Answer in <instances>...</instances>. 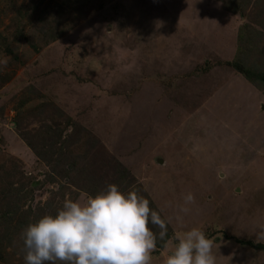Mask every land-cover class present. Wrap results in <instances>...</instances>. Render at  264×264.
<instances>
[{
    "label": "rangeland",
    "instance_id": "rangeland-1",
    "mask_svg": "<svg viewBox=\"0 0 264 264\" xmlns=\"http://www.w3.org/2000/svg\"><path fill=\"white\" fill-rule=\"evenodd\" d=\"M236 55L264 74V0H0V264L108 184L167 224L151 264L192 228L264 264V76Z\"/></svg>",
    "mask_w": 264,
    "mask_h": 264
},
{
    "label": "clouds",
    "instance_id": "clouds-1",
    "mask_svg": "<svg viewBox=\"0 0 264 264\" xmlns=\"http://www.w3.org/2000/svg\"><path fill=\"white\" fill-rule=\"evenodd\" d=\"M7 67V59L0 70ZM186 204L194 203L191 193ZM188 211V209H184ZM167 224L137 191L122 192L116 184L81 204L71 199L55 215H44L21 233L25 264H151L157 235ZM213 241L192 228L174 245L165 264H216Z\"/></svg>",
    "mask_w": 264,
    "mask_h": 264
},
{
    "label": "trees",
    "instance_id": "trees-1",
    "mask_svg": "<svg viewBox=\"0 0 264 264\" xmlns=\"http://www.w3.org/2000/svg\"><path fill=\"white\" fill-rule=\"evenodd\" d=\"M230 64L234 67V69L236 71H238L240 74H242L245 78H247L251 82L254 81L253 78H260L261 76H264V74L263 75H258L256 70L250 71L248 68L244 67V64L242 62V59H241V57H238V55L234 56V58L230 61ZM262 80H264V78H262ZM9 212H10L9 210H3L0 213L2 214L1 215L2 217H5V216H8L9 215L8 214ZM166 237H167V235L163 239L157 240L156 241V246H159L160 247L161 244H162V241ZM241 243L249 244V245H251L253 247H258V244H256V243L254 244V243H251L249 241H241Z\"/></svg>",
    "mask_w": 264,
    "mask_h": 264
},
{
    "label": "water",
    "instance_id": "water-1",
    "mask_svg": "<svg viewBox=\"0 0 264 264\" xmlns=\"http://www.w3.org/2000/svg\"><path fill=\"white\" fill-rule=\"evenodd\" d=\"M161 162V161H160Z\"/></svg>",
    "mask_w": 264,
    "mask_h": 264
}]
</instances>
